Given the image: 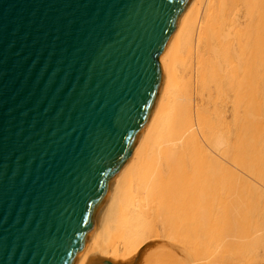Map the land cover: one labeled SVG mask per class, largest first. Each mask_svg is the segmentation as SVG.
<instances>
[{"label":"water","instance_id":"water-1","mask_svg":"<svg viewBox=\"0 0 264 264\" xmlns=\"http://www.w3.org/2000/svg\"><path fill=\"white\" fill-rule=\"evenodd\" d=\"M192 1L0 0V264L89 263Z\"/></svg>","mask_w":264,"mask_h":264},{"label":"bare ground","instance_id":"bare-ground-1","mask_svg":"<svg viewBox=\"0 0 264 264\" xmlns=\"http://www.w3.org/2000/svg\"><path fill=\"white\" fill-rule=\"evenodd\" d=\"M159 61V99L88 264H254L264 256V0H193Z\"/></svg>","mask_w":264,"mask_h":264},{"label":"rangeland","instance_id":"rangeland-1","mask_svg":"<svg viewBox=\"0 0 264 264\" xmlns=\"http://www.w3.org/2000/svg\"><path fill=\"white\" fill-rule=\"evenodd\" d=\"M147 247H148V246H147ZM147 247H145V250H146ZM259 256H260V258H262V257H263V258L260 259V258L258 257L259 259L257 258L258 260H256V262H255L254 264H256V263H257V264H264V260H263V259H264V256H263V255H262V256L259 255Z\"/></svg>","mask_w":264,"mask_h":264}]
</instances>
